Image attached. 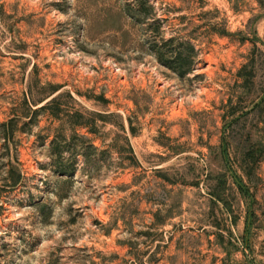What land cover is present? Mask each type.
I'll list each match as a JSON object with an SVG mask.
<instances>
[{"label": "rangeland", "instance_id": "1", "mask_svg": "<svg viewBox=\"0 0 264 264\" xmlns=\"http://www.w3.org/2000/svg\"><path fill=\"white\" fill-rule=\"evenodd\" d=\"M0 264H264V0H0Z\"/></svg>", "mask_w": 264, "mask_h": 264}, {"label": "trees", "instance_id": "2", "mask_svg": "<svg viewBox=\"0 0 264 264\" xmlns=\"http://www.w3.org/2000/svg\"><path fill=\"white\" fill-rule=\"evenodd\" d=\"M143 4L144 2H140ZM149 48L155 54L157 60L168 68L174 70L179 76L185 75L192 70V61L193 54L195 52L194 45L189 41H177L175 37L170 36L168 38H162L160 40L154 39ZM58 99V96H53L50 100L47 101L46 104H50L55 102ZM45 106L41 105V107ZM56 112V111H53ZM12 120L6 121V143L9 141L10 136H12ZM81 121H73V124H81ZM222 154L224 153V149L221 150ZM253 152V151H252ZM247 153L249 158H252L251 163H255L258 158L253 157V153ZM60 153V150H59ZM14 166L10 165L9 171L10 173L14 172ZM57 171L60 174L71 173L73 171L72 167H58ZM234 181L237 182L239 186V190L243 192L244 182L241 176H233ZM15 179H13L14 181ZM218 183L220 186H223L225 183L224 177L218 175ZM212 195H216L214 191H211Z\"/></svg>", "mask_w": 264, "mask_h": 264}]
</instances>
